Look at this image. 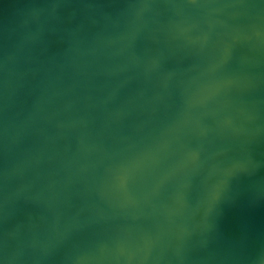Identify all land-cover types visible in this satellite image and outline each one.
I'll return each instance as SVG.
<instances>
[{
    "label": "water",
    "instance_id": "1",
    "mask_svg": "<svg viewBox=\"0 0 264 264\" xmlns=\"http://www.w3.org/2000/svg\"><path fill=\"white\" fill-rule=\"evenodd\" d=\"M0 264H264V0H0Z\"/></svg>",
    "mask_w": 264,
    "mask_h": 264
}]
</instances>
